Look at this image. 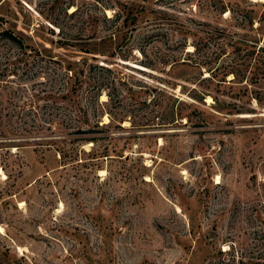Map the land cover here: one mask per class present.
Masks as SVG:
<instances>
[{"label": "rangeland", "instance_id": "obj_1", "mask_svg": "<svg viewBox=\"0 0 264 264\" xmlns=\"http://www.w3.org/2000/svg\"><path fill=\"white\" fill-rule=\"evenodd\" d=\"M214 29L261 44L264 0H0V264H264V78L182 64Z\"/></svg>", "mask_w": 264, "mask_h": 264}, {"label": "trees", "instance_id": "obj_2", "mask_svg": "<svg viewBox=\"0 0 264 264\" xmlns=\"http://www.w3.org/2000/svg\"><path fill=\"white\" fill-rule=\"evenodd\" d=\"M225 10V7H222V11L221 13H223ZM249 22L252 25V20L249 19ZM204 33L206 34V37L203 38H199L198 43L194 45V51L192 52H188L189 55L191 54H195V52L198 53V59H195L194 62H182V64H190L193 67H201V66H211L213 62L216 63V61L222 57L223 55L228 54V57H230V61L229 64L222 67V68H216L214 72H218L220 74V70L223 69V76L219 78L218 82L216 84H224L225 77L232 74L233 75V79H238L242 80V79H246V82L240 81L239 83H242V86H245L248 83V79L250 77H260V78H264V41H262V43L260 44V41L258 39L252 40L250 43L248 41H246L245 37L244 38H239V39H233V38H229L228 36H226L225 34H223L220 31H217L216 29L214 30H204ZM228 38V42L225 43L224 46L218 48V52L215 53V58L213 60V62L211 60H208L206 58V56H204V46L207 45V43L209 44L210 41H215V40H221L222 38ZM0 38L2 40H6L10 43H13L17 48L21 49V50H25L27 49V45H24V40L21 37L16 36L15 34H13L10 30H3L0 32ZM202 42H206L204 44H202ZM229 46V47H228ZM228 49H231L230 51ZM229 52V53H228ZM207 59V60H206ZM62 66V72L61 74L63 75L62 77V82L63 84L66 85V89L65 93L62 95L61 98L65 99V97L68 95V93H74L77 91V88H82L83 84L85 83L86 86L89 87V89L91 90H95L96 88H98V93H96L97 98L101 95V87L104 86V83H102L103 85L101 87H97L95 85V80L94 77L92 75H94V70L97 68L102 69L103 71H105L106 73H111L110 69H106L105 67L102 66H97V65H85L87 66V70L85 69V67L82 68H76L75 65L71 64V63H66L65 66H63L62 64L60 65ZM85 72L87 73H91V76L86 77L84 74ZM217 73V74H218ZM217 76H212L209 78L212 80L213 78H215ZM241 77V78H240ZM82 78V79H81ZM74 80V84L77 83L76 86L70 85V81ZM80 80V84L78 85V81ZM205 80V78H204ZM208 80V78L206 79ZM68 86H70V88H68ZM107 87V86H106ZM249 89V85H247L246 87H244V90L248 91ZM249 92V91H248ZM100 93V94H99ZM204 94V93H202ZM108 95V94H107ZM204 97V95H203ZM203 97H200L201 101H203ZM96 98V100H97ZM252 100L255 101L257 104H262L261 103V97L259 98L258 95L256 96H251L250 95V101L252 103ZM223 103V102H222ZM234 106V105H233ZM264 106V105H263ZM219 110H222L219 109ZM243 109L239 110L237 109V113H249V112H243ZM236 111V110H235ZM49 120V118L47 119ZM46 119H41L42 124H48V129L51 128V125L49 124L50 121H47ZM63 122V121H62ZM62 124V123H61ZM94 126L96 128H99V123L96 122L94 123ZM87 132H90V130H76L75 134L79 137H82L83 135H87ZM84 141L83 142H93L95 141V138L93 137H86L83 138ZM58 152V151H57ZM60 154V151L58 152ZM106 153V152H105ZM107 154L103 155L106 156Z\"/></svg>", "mask_w": 264, "mask_h": 264}]
</instances>
